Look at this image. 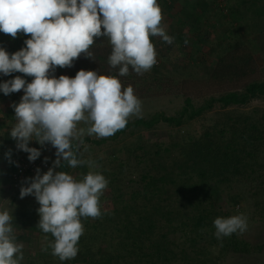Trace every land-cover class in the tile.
<instances>
[{
	"label": "trees",
	"instance_id": "obj_1",
	"mask_svg": "<svg viewBox=\"0 0 264 264\" xmlns=\"http://www.w3.org/2000/svg\"><path fill=\"white\" fill-rule=\"evenodd\" d=\"M228 1L231 15L241 21L242 25H238L239 29L237 25L234 26L228 34L217 39L224 40L221 45L223 48H217L218 42L209 39L207 34L204 35L208 38L199 34L197 40L195 38V42L189 44L188 55L194 69L199 67L200 55L203 54L202 62L211 68V79L234 83L254 72L257 56L262 57L264 64V54L259 55L260 48L247 39L255 32L264 33V0ZM157 2L162 8L163 26L169 12L165 10L167 4L164 0ZM186 5L190 11L185 12L184 17V11L181 12L179 27L195 33L208 31L213 34L216 31V26L209 24L203 15L207 16L211 8L209 0H194L192 5ZM198 10L201 11L200 19L194 16ZM243 27L248 31L246 34H242ZM19 37H11L7 44L0 39V47L7 45L8 49H4L10 55L19 51L26 47V39ZM187 37L191 39L190 35ZM181 39L186 41L183 37ZM97 40L98 38L90 48L93 59L81 54L72 67H57L56 70L63 72L66 69L72 78L76 75L75 71L90 68L101 75L118 77L119 66L112 68L108 63L110 52H96ZM157 63V70L167 67L164 64L165 58H159L158 54ZM107 67L109 68L105 71ZM14 75L18 76L19 72L11 74L12 77ZM260 98H264V82L259 81L245 84L242 91L236 89L212 97L201 107H196L191 98L186 97L183 108L176 115L169 116L159 112L148 119H129L125 129L117 131L111 137L100 140L84 137V143L101 146L109 140H117L127 132L151 130L161 123L180 129L187 122L213 109L216 104L226 109L244 106ZM1 115L0 112V117ZM8 115L15 116L14 110ZM9 122L4 123L0 119V185L10 182L16 170V159L28 156V153L17 148V141L10 137V130L15 122L14 119ZM2 139L8 140L12 145L8 147L11 150L10 159L6 156L5 143L8 142H3ZM29 147L46 152V145L35 144V140L29 142ZM263 148L264 113L260 120H256L254 116L224 115L208 127L200 138L190 136L185 141L172 140L170 144L142 145V154L137 159L143 165V171L132 192L122 193L125 191L124 186L131 187L126 183L125 165L119 164L113 171L106 166L102 167L99 173L109 181L113 210H105L101 219L85 223L75 259H57L53 264H213L219 258L216 256L212 260L215 250H219L221 255L249 252L250 245L240 241L237 233L224 237L222 241L215 237L214 220L217 217L228 218V214L214 208V190L227 188L236 180L249 178L250 173L256 171L254 168L262 157ZM77 155L81 159L80 154ZM71 169L67 162L61 161L58 171L69 174ZM133 181L130 180V183ZM198 243L206 245L199 246ZM28 251L27 248H22V264H35Z\"/></svg>",
	"mask_w": 264,
	"mask_h": 264
},
{
	"label": "clouds",
	"instance_id": "obj_2",
	"mask_svg": "<svg viewBox=\"0 0 264 264\" xmlns=\"http://www.w3.org/2000/svg\"><path fill=\"white\" fill-rule=\"evenodd\" d=\"M162 22L157 0H0V32L13 39L19 34L30 36L24 41L26 47L11 55L0 47V74L33 77L30 83L21 76L0 83L6 96L24 92L20 102L12 105L16 123L10 137L28 153L30 162L41 155L40 149L29 147L33 140L41 146L50 143L57 157L47 172L41 175L36 170L28 186L21 187L20 198L34 195L40 205L37 226L54 237L42 250L51 248L60 261L78 255L85 231L81 218H101L100 197L109 184L92 170L97 167L94 160L78 158L85 135L111 137L125 129L131 117L142 115V103L133 87H123L117 77L83 69L74 78L52 73L57 67H72L81 54L93 59L91 46L106 37L112 49L109 65L119 66L120 76L129 74V66L143 75L157 63L150 37H160L169 45L174 42ZM81 123L88 127H79ZM6 156L10 159L11 150ZM61 160L71 168L87 165L90 170L76 180L54 170L61 167ZM12 220L8 210H0V264H21L24 258ZM213 223L220 241L248 229L243 214L217 217Z\"/></svg>",
	"mask_w": 264,
	"mask_h": 264
},
{
	"label": "rangeland",
	"instance_id": "obj_3",
	"mask_svg": "<svg viewBox=\"0 0 264 264\" xmlns=\"http://www.w3.org/2000/svg\"><path fill=\"white\" fill-rule=\"evenodd\" d=\"M167 4L165 10L169 12L167 20H164L163 27L166 33L174 37L173 44L169 45L162 40L160 37H150L151 42L154 44L156 53L159 58H165V65L162 69L156 68L158 63L149 71L143 75H138L129 66V74L126 76H120L118 79L121 81L123 87L132 86L135 95L141 100L142 103V115L139 117L133 116L130 120L137 119H148L154 114L163 112L169 116L176 115L185 104V98L190 97L193 104L196 107L203 106L206 101L212 97H218L228 91L236 90L242 91L245 84L252 81L264 82V67L262 57L257 56V63L253 67L254 72L249 73V76L240 78L241 81L234 83L227 82L223 83L221 79H211L209 77L211 68L202 62L204 55H200L199 67L194 69L189 59V44L194 43L197 40L199 34H202L203 38L216 40L220 37L228 34L234 26L238 28V25H242L241 21L235 19L231 15L229 9L228 0H209L210 9L207 12V16L203 13L208 23L216 26V31L211 34L208 31L203 33L190 31L181 27L179 18L183 13L190 11V8L186 5L194 0H164ZM172 2V4H171ZM186 3V4H185ZM182 12V13H181ZM202 15V18H203ZM194 16L198 19L201 18V11L198 10L194 13ZM234 24V25H233ZM195 26V25H193ZM239 29V28H238ZM242 29V27H241ZM242 34H246L247 29L243 27ZM207 32V33H206ZM248 32V31H247ZM207 34V36L205 35ZM191 36V39L187 37ZM223 35V36H221ZM19 38L22 40L28 39V35L19 34ZM186 39L187 43L181 39ZM11 36L0 32V39L6 44L9 43ZM196 38V39H195ZM195 39V41H193ZM249 41H252L255 45L260 48V56L264 54V33L255 32L249 35ZM192 40V41H191ZM221 39L217 41V48H223ZM96 52L104 53V51L110 52L111 45L106 37L98 38ZM2 45V43H1ZM8 49V46H4ZM212 52V50H210ZM206 54L205 52H203ZM105 54V53H104ZM160 62V61H158ZM109 67L105 69L108 70ZM113 68V67H112ZM194 69V70H193ZM81 70V69H80ZM93 68L85 71H93ZM113 71V69H109ZM115 70V69H114ZM52 73L55 77L59 78L61 75L70 77L66 69L63 72ZM76 73L78 71H75ZM99 72H101L99 70ZM0 78V83L14 79L10 75H3ZM21 76L30 83L33 79L31 76H26L19 73ZM2 97L0 98V112L2 113L0 119L4 123H10L9 120L14 119L15 116L9 117L8 114L14 110L13 104H18L24 95L23 90L12 93L10 95H4L1 92ZM264 113V98L255 99L249 104L244 106H234L223 109L219 104L209 111H206L200 117H197L187 122L182 128H171L167 124L161 123L151 130L139 129L119 137L117 140H109L107 143L97 146L90 142H85L80 145L79 154L81 159H92L96 162L97 167L92 169L95 172H101L102 167H107L108 170L113 171L117 165H125V178L126 183L131 186H124L125 191L122 193L132 192L133 188L137 187L140 179V175L143 171V165H141L137 159V156L142 154L140 147L151 146L155 143H169L172 140L181 141L186 140L188 137L193 136L194 138H200L206 129L212 126L216 120L226 116H254L256 120H260L261 115ZM79 127H88V125L81 123ZM6 136V133L3 132ZM92 140H100L95 135L88 136ZM1 138V137H0ZM8 147H11V143L8 140L2 139ZM35 144H39L35 141ZM46 152L41 151V157L47 158V162L53 168V161L56 160V149L50 144L45 143ZM134 151V153H133ZM130 152L131 154H129ZM177 154V153H176ZM261 159L258 162L257 167L254 168L253 173H250V177L247 179H239L234 181L231 186L227 188L215 189L213 206L215 209L222 213H227L228 217L233 215L243 214L247 217L248 229L243 234L237 233V238L240 241H245L250 245L249 252L247 253H236L230 252L226 255H221L219 250L214 251V256H209L210 259L215 260V257L219 256L213 264H264V148L261 153ZM115 162H113V161ZM63 161V160H61ZM55 168V171H58ZM90 169L87 165L78 166L72 168L69 172L76 180H81L84 175L88 173ZM102 174V173H100ZM134 180L130 183V180ZM214 188V184L212 183ZM123 188V187H122ZM21 190V189H20ZM20 190H14L11 188V184L7 183L0 185V210H8L13 216L12 227L14 229V235L16 237V243L22 244L23 248H27L31 255L32 260L35 264H53L58 261V257L53 256L52 249L48 248L47 251L42 250L49 242H54V237L49 234H45L37 226L40 220L38 214L39 203L36 201L34 195H29L24 198H20ZM112 195L110 188L104 191L100 197L101 212L113 210L114 206L112 203ZM101 219V218H99ZM98 219V220H99ZM97 219L81 218V222L93 223ZM47 236V241L45 240ZM180 237V235H179ZM205 238V237H204ZM181 241V240H179ZM108 245V244H107ZM199 246L206 245L205 243H198ZM107 247V246H106ZM22 264V261H21Z\"/></svg>",
	"mask_w": 264,
	"mask_h": 264
},
{
	"label": "built area",
	"instance_id": "obj_4",
	"mask_svg": "<svg viewBox=\"0 0 264 264\" xmlns=\"http://www.w3.org/2000/svg\"><path fill=\"white\" fill-rule=\"evenodd\" d=\"M51 168L49 163L41 156L34 162L28 160V156H20L16 159V170L11 177L10 184L14 190H20L21 187H27L30 178L35 177L36 170L39 169L41 175Z\"/></svg>",
	"mask_w": 264,
	"mask_h": 264
},
{
	"label": "water",
	"instance_id": "obj_5",
	"mask_svg": "<svg viewBox=\"0 0 264 264\" xmlns=\"http://www.w3.org/2000/svg\"><path fill=\"white\" fill-rule=\"evenodd\" d=\"M79 150H80V147H79ZM79 150H78V152H79Z\"/></svg>",
	"mask_w": 264,
	"mask_h": 264
}]
</instances>
